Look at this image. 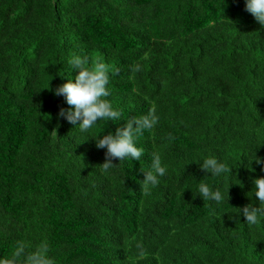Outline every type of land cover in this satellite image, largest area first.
I'll list each match as a JSON object with an SVG mask.
<instances>
[{
	"label": "trees",
	"instance_id": "16d2710c",
	"mask_svg": "<svg viewBox=\"0 0 264 264\" xmlns=\"http://www.w3.org/2000/svg\"><path fill=\"white\" fill-rule=\"evenodd\" d=\"M74 54L109 65L119 121L57 119ZM153 107L141 160L105 171L92 139ZM253 149L264 158V27L244 0H0V259L23 241L54 264H264V221L234 222L264 176ZM154 153L168 174L145 196ZM207 155L233 174L192 162ZM201 181L227 201L195 196Z\"/></svg>",
	"mask_w": 264,
	"mask_h": 264
},
{
	"label": "clouds",
	"instance_id": "9594fccd",
	"mask_svg": "<svg viewBox=\"0 0 264 264\" xmlns=\"http://www.w3.org/2000/svg\"><path fill=\"white\" fill-rule=\"evenodd\" d=\"M244 7L255 21L264 27V0H244ZM67 63L69 71L75 69L77 74L74 79L69 77L66 82L51 88L52 94L62 97L68 106L59 108L56 113L57 119H63L73 125V128H78L81 133L89 132L102 120L119 121L122 112L108 99L111 71L109 65L99 59L92 63L86 55L75 54L68 59ZM132 70L138 72L140 66L136 65ZM159 119L160 117L153 107L140 117L128 118L114 132L108 131L92 139L97 149L105 150V161L101 164L103 169L107 171L112 168L114 166L113 159L119 162H132L133 160L139 162L144 155V149L138 146L139 138L145 130L154 128ZM253 156L255 158L250 161V164L254 161L264 172V158L255 156L254 149ZM192 162L197 163L204 173L214 179L233 174L231 169L234 167L218 159L215 155L203 156L199 161ZM142 171L144 173L143 192L145 196H148L160 184V178L168 174V166L162 162L159 153H154L150 168L147 171ZM237 181L238 183L235 184L242 186L241 182ZM252 185L251 192L247 194L250 199L254 195L255 202H250L238 209V216L234 222L239 220V215H242L244 222L249 225H256L264 221V176L255 177L252 180ZM197 195L203 201H211L215 204L224 203L228 198L227 190L225 193L219 186L208 181H201L197 184L195 196ZM214 211L215 209H213ZM229 219L232 217L229 216ZM28 249V244L23 241L18 242L12 256L0 259V264H54L53 258L49 255L47 242H41L34 250L29 251Z\"/></svg>",
	"mask_w": 264,
	"mask_h": 264
}]
</instances>
